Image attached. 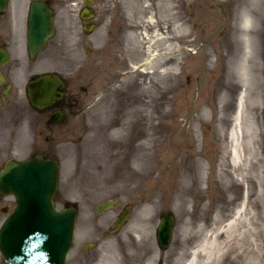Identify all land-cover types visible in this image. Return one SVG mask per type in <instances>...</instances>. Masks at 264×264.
<instances>
[{
    "label": "rangeland",
    "instance_id": "374dc122",
    "mask_svg": "<svg viewBox=\"0 0 264 264\" xmlns=\"http://www.w3.org/2000/svg\"><path fill=\"white\" fill-rule=\"evenodd\" d=\"M110 2L112 11L118 6L130 11L131 24H141L139 35L146 38H139V52L118 57L119 62L111 61L103 48L102 25L96 41L88 40L80 25L79 0H63L57 36L34 60L28 56L26 37L17 38L14 31V38L3 41L16 69L7 98L12 122L1 114L0 98V168L8 159L20 161L37 153L57 158L55 205L61 209L68 202L77 204L67 264H82L80 248L95 242L98 249L90 255L101 261L93 264H181L198 244L190 240L193 227L211 226L219 215L226 224L243 209L246 192L252 203L246 204L247 211L254 218L253 201L259 196L264 202V0H170L168 49L162 38L156 39L161 35L154 37L167 13L158 3L153 15L148 0ZM103 4L95 2L97 24L104 22ZM245 6L260 19L259 26H244ZM145 10L148 14L142 18ZM246 39L249 58L244 56ZM92 44L104 58L93 64L98 89L90 108L93 98L86 76ZM51 70L65 77L80 103L67 112L66 123L47 132L28 102L26 86L29 76ZM129 95L133 105L124 107ZM242 96L241 159L234 166L231 132ZM197 180L201 191L194 194L197 186H190ZM105 200L118 206L98 214L96 206ZM5 207L13 210L12 197H0V224ZM124 208L129 209L125 225L116 234H105ZM200 211L203 220L196 224ZM170 216L173 239L161 249L156 232L161 218ZM261 254L264 264V242ZM0 264H5L1 255Z\"/></svg>",
    "mask_w": 264,
    "mask_h": 264
},
{
    "label": "water",
    "instance_id": "95a60500",
    "mask_svg": "<svg viewBox=\"0 0 264 264\" xmlns=\"http://www.w3.org/2000/svg\"><path fill=\"white\" fill-rule=\"evenodd\" d=\"M8 0H0L4 10ZM29 23L28 49L30 56L44 49L52 36V18L48 9H32ZM87 13H82V18ZM7 59L0 53V61ZM62 83L57 77L43 76L28 87L31 104L37 108L60 98L57 88ZM58 166L54 160L35 156L22 162L8 161L0 171V193L11 194L16 208L0 228V251L8 264H65L72 246L76 212L73 208L59 212L53 206L57 191ZM112 205L105 202L102 209ZM174 218L163 217L157 237L161 248L172 238Z\"/></svg>",
    "mask_w": 264,
    "mask_h": 264
},
{
    "label": "flooded vegetation",
    "instance_id": "af4514ba",
    "mask_svg": "<svg viewBox=\"0 0 264 264\" xmlns=\"http://www.w3.org/2000/svg\"><path fill=\"white\" fill-rule=\"evenodd\" d=\"M80 3L83 0H79ZM120 0H115V4ZM139 3H144V0H139ZM158 0H148V3L151 5L152 13L155 15L159 9L156 7V3H158L162 8V12H167L165 17L162 20H166L163 25H159L155 27V33L161 35L162 41L166 43L167 49L170 44V0H161V3ZM63 0H9L8 7L5 11L0 12V48L7 49L10 53L8 45L4 44L3 41L14 38V31H16L17 38L21 35L27 38L28 35V23H29V15L33 5L35 4H45L52 10L53 16V26H54V36L56 38L57 26H56V17L58 16V11L62 8ZM96 0H92L91 7L93 8L94 17L91 19V22L87 25L91 30L90 33L86 36L92 37L97 34L100 30V26L107 30L106 38L103 44V48H107L109 59L113 62H119L118 57H124L126 54H135L140 51L139 49V38H142L140 29H142V25L136 26V24H131L130 11L125 13L122 10V7L118 6L117 9L113 11L110 9V0H104L103 4V16L104 22L102 24H97V15L98 11L95 9ZM163 5V6H162ZM148 14V10H145L142 13V18L146 17ZM79 16V15H78ZM80 19V18H79ZM81 29L84 32V23L81 22ZM140 31V32H139ZM150 30L149 32H151ZM104 32V30H103ZM138 32V33H137ZM52 38V39H53ZM51 39V40H52ZM157 39V38H156ZM159 39V37H158ZM141 40V39H140ZM94 44L88 47V53L90 58H88V72H87V80L89 85L88 91L92 94V103H90L89 107L93 108V100H95V94L97 91V86L94 85V69L93 64L98 62L100 59L102 60L104 57L102 56L103 51H96ZM102 47V46H101ZM149 48V47H147ZM150 50V48H149ZM11 59V53H10ZM9 61L6 63L0 64V77L2 78L0 81V98L3 107H1V114L8 122L13 121V114L11 112V108L8 106L9 104V94L10 91L14 88L15 84L12 83L11 76L13 71L16 69L15 66L11 65ZM34 60V59H31ZM48 73H55L57 71L51 70ZM60 75V74H58ZM106 75V73H105ZM38 76V75H37ZM37 76H29L30 79H34ZM63 79L65 87L63 89V97L59 101H55L52 105L45 107L40 110H35L40 117V120L44 121V131H51L54 126L66 123L67 112H72L78 108L80 99L77 96L76 92L73 91V88L70 87V83L65 80L64 76L60 75ZM84 91L87 92L85 89ZM8 98V99H7ZM10 125V124H9ZM8 125V126H9ZM48 139V138H47ZM47 157L46 154H43ZM125 210V208H124ZM123 211H120L119 214L111 221L112 226H109L106 230L105 234L112 235L119 232L121 226L116 227L115 222L118 221L122 215ZM124 224V223H123ZM122 224V225H123ZM98 249V243L95 242L93 244H85L80 248L79 255L82 258V264H93V262H97L94 259V254ZM93 253V256L90 254ZM91 256V258H90ZM127 263L131 262V258L126 260ZM125 264V262H124Z\"/></svg>",
    "mask_w": 264,
    "mask_h": 264
},
{
    "label": "bare ground",
    "instance_id": "6f19581e",
    "mask_svg": "<svg viewBox=\"0 0 264 264\" xmlns=\"http://www.w3.org/2000/svg\"><path fill=\"white\" fill-rule=\"evenodd\" d=\"M90 2H88L87 0H83L80 3L79 1V3L81 4L80 10L84 11V13H87V15H85V17L81 19V22H83L84 25L86 26V27L84 26V32L86 33V35L89 34L91 30L87 25L91 22V19H93L94 17L93 8L91 7V4H89ZM246 4H249V2H246ZM244 11L246 13L244 16V26L246 28L250 27L253 24H255L256 26H259L260 19L256 17L253 18L254 16H252L251 9L245 6ZM198 15H201L200 12L198 13ZM52 29H53V24H52ZM103 33L106 35L107 33L106 28L104 29ZM53 36H54V33L52 34L51 38H53ZM156 36L157 34H154L155 38ZM160 38H163V37H159V39ZM96 39L97 38L95 36L88 38V40L91 42H95ZM144 39L146 38L142 36L141 40H144ZM258 45H259V42L255 44L256 49L258 48ZM244 56L248 58L251 56L249 39L245 40ZM166 57L167 58L164 59V62L166 63V66H167L166 68L167 73L170 74L169 54H167ZM153 59H155V57L151 58L152 65L155 64L153 62L154 61ZM148 63L149 62L147 61L144 64V66H146ZM132 68H134L133 65H132ZM146 88L147 87L143 89H146ZM133 100L134 98H132L131 95L127 96L126 99L124 100V107H130L131 105H133L132 104ZM242 109H243V96L240 97V100L238 102L237 112L235 115V124L231 132L232 148L230 150L233 149L231 157H232V164H234V166H237L238 165L237 163H239L241 159V156L239 153V147H240L239 137L241 133L240 114L242 112ZM252 109L255 110V107H253ZM135 147H137V145ZM130 148H134L133 145H131ZM49 159L54 160V158L50 156H49ZM235 171L236 169H234V172ZM196 178L198 177L196 176ZM256 178H260V177L257 176ZM194 185L197 186L195 188V191L192 190L194 194L197 192L200 193L201 187L198 186L199 185L198 180L193 185H191L190 188ZM11 196L13 197L14 203L16 205L15 197L13 195ZM229 200L233 201L234 197H230ZM253 202L255 206L257 207V209L255 208L257 211V214H256L257 216L255 218L253 214H250V212L247 211L246 204H252V203H250V195L248 194V192H246V195L244 196V200L242 201L243 209L236 210L232 219L226 224H222L223 221L221 220V216L219 215V216L214 217V219L212 220L213 223L211 226H208L207 224L206 226L200 223L203 220L202 212L200 211L199 214L197 213L200 219L198 218V220H196V224L197 223L198 224L200 223V224L197 225L198 227H195V228L193 227L194 230L192 229L190 240L193 242L198 240L196 241V243L198 244L194 246V249L189 252L188 258L184 260L183 262H181V264H216L218 260L220 264H223L224 262L226 264H263L262 262L263 255L261 254V248L264 242V202L263 204H261L262 202L260 201L259 196ZM99 206L100 204H97V207ZM68 207L73 208L75 211H77L76 203H70V206ZM69 208L63 207L59 209V212H63V210L69 209ZM1 212L5 215L9 213L7 207L3 208ZM7 216L5 217V219L7 218ZM2 225L3 223L0 224V228ZM124 225L125 224L121 225V228ZM200 237H201V240H200ZM72 240H73L72 241V244H73L74 238ZM0 255L4 263L8 264L7 262H5L1 254V251H0ZM67 256L69 257V252ZM96 261L99 263L101 260H96ZM65 264H67V262Z\"/></svg>",
    "mask_w": 264,
    "mask_h": 264
}]
</instances>
